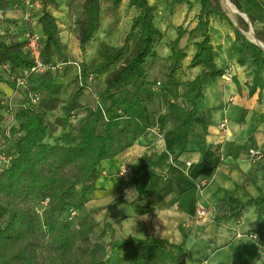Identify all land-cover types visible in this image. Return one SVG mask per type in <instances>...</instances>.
<instances>
[{
  "label": "trees",
  "instance_id": "trees-1",
  "mask_svg": "<svg viewBox=\"0 0 264 264\" xmlns=\"http://www.w3.org/2000/svg\"><path fill=\"white\" fill-rule=\"evenodd\" d=\"M32 1L37 9L41 7L36 16L41 32L18 23L25 28L24 33L31 31L41 37V71L33 70L36 62L27 49V40L4 31V24L10 22L5 17L9 0H0V84L13 89L9 97L0 101V135L7 144L0 148V264H111L103 241L106 229L98 233L100 223L90 213H82L86 193L96 188L101 164L147 133L152 106L163 113L164 122L177 136L187 137L205 85L228 71L218 68L215 62L210 32L214 15L220 14L232 27L235 40L246 51L237 63L243 65L252 59L258 66L248 86L250 94L258 91L261 98L264 48L258 41L264 45V30L253 31L257 41L248 36V21L238 16L235 22L222 0H196L199 9L195 26H174L177 34L168 42L162 74L153 76L150 65L158 59V45L166 36L156 23L158 7L149 0H128V6L136 11L131 30H137L139 35L123 62L106 72L103 87L98 90L94 82L104 70L96 69L83 53L101 27L105 0L83 1L76 21L81 54L74 60L62 41L57 17L49 9L56 0ZM106 1L109 9L116 12L124 0ZM184 1L192 2L177 3ZM230 1L242 10L238 0ZM21 5H25L24 0ZM250 20L255 22L253 16ZM184 34L195 46L189 66L205 67L185 81L178 76L189 56L188 50L180 47ZM73 68L69 85L75 88L63 97L66 83L60 79ZM20 80L23 83L18 85ZM234 80L240 85L237 78ZM86 91L94 96V104L82 103ZM55 110L61 113L52 117ZM261 150L264 159V149ZM253 179L252 175L248 182ZM251 203L257 216L256 239L264 245V192ZM227 216L220 204L214 219ZM112 243L122 253L124 264H186L189 259L181 246L165 239L146 242L129 236Z\"/></svg>",
  "mask_w": 264,
  "mask_h": 264
},
{
  "label": "crops",
  "instance_id": "crops-1",
  "mask_svg": "<svg viewBox=\"0 0 264 264\" xmlns=\"http://www.w3.org/2000/svg\"><path fill=\"white\" fill-rule=\"evenodd\" d=\"M238 1L241 14L230 15L233 20L237 22L241 16L251 30H264V0ZM182 4L174 6V18L181 23L189 19V28H193L199 6ZM25 9V5L18 10L8 9L6 16L14 12L21 20L17 22L22 23ZM250 16L255 18L254 23ZM35 20L33 28L41 32L37 17ZM210 32L216 65L232 76L223 75L205 85L187 137L177 136L164 122L163 113L152 106L147 133L124 152L103 161L96 188L86 193L82 213H90L100 223L98 233L106 229L103 240L111 264H124L122 253L112 242L129 236L177 244L189 255L186 264H264V245L255 236L257 216L251 203L264 192V159L249 156V149H264V88L261 98L258 91L250 94L248 83L259 68L252 59L243 65L237 63L246 51L220 14L212 17ZM193 43L188 34L180 39V47L189 54L178 71L183 81L193 79L205 68L189 66L195 53ZM260 71L264 77V61ZM74 72L73 68L60 82L68 84ZM9 90L12 94L13 89ZM94 100L89 91L82 96L83 104L92 105ZM58 110L52 113L60 115ZM226 115L227 132L220 128ZM123 165L130 168L129 173H119ZM252 175L255 179L248 182ZM202 178L208 182L198 187ZM220 204L229 216L216 221ZM197 208L205 212L204 217H199ZM153 222L159 225V235H153Z\"/></svg>",
  "mask_w": 264,
  "mask_h": 264
},
{
  "label": "rangeland",
  "instance_id": "rangeland-1",
  "mask_svg": "<svg viewBox=\"0 0 264 264\" xmlns=\"http://www.w3.org/2000/svg\"><path fill=\"white\" fill-rule=\"evenodd\" d=\"M35 1L37 2V0ZM83 1L84 0H56V4H52V7H49V9L53 11L57 17L61 30L62 41L67 45L66 51L72 60L79 59L81 54L77 43L76 21L81 15ZM149 1L157 5L158 10L156 13V23L166 35L165 40H163L158 45V59L150 65V74L154 76V74L158 72L160 74V72H162L164 64L163 59L165 58V55L169 53V48L167 46L169 44L168 42H170L177 34L176 30H174V23H181L182 20L176 21L174 18V6L178 5V0H169V3L166 0ZM22 2L23 0H9L8 9L18 10L20 7H22ZM183 3L184 4L182 5H186V7L189 4L187 2L185 3V1ZM190 4L195 6L198 5L196 0H192ZM222 4L229 15L235 17L237 14H241L240 9H238L230 0H222ZM35 9V11L33 10L34 12H31V19L27 23L23 17L24 26L26 25L25 28H33L34 23L36 24L35 17L39 14L41 7L40 9L39 7L37 9L35 6ZM102 11L101 27L96 33L92 42L87 46V50L83 53L85 58L88 59L89 63L93 64L96 69L100 71L104 70L103 74H100V77L96 82H94V85L98 90L103 87L102 82L106 72L112 68H116L123 62V60L130 53L139 35L137 30H131L132 18L136 14V11L134 8L128 6V0H124L116 12H112L109 9V4L105 0L103 1ZM11 14V17H9L10 22L4 24V31L9 35H12V37L25 40V28L22 26V24L17 22L19 18L15 17L16 15L14 12H11ZM5 17L8 18L6 15ZM181 24L185 27H188L190 25V21L189 19H186L183 20ZM248 36L255 39L254 33H252L251 29L248 32ZM163 72L165 74V71ZM73 87L75 88V86H70L68 82V84L65 85L62 96H69L74 90ZM9 91V87L7 85L1 84L0 101L6 97H9ZM4 106L7 109L9 104L6 103ZM51 116L55 117V114L52 113ZM3 124L7 127V121H5ZM6 146V139L0 135V148H6ZM255 149L257 148L255 147ZM263 164H261V167Z\"/></svg>",
  "mask_w": 264,
  "mask_h": 264
},
{
  "label": "built area",
  "instance_id": "built-area-1",
  "mask_svg": "<svg viewBox=\"0 0 264 264\" xmlns=\"http://www.w3.org/2000/svg\"><path fill=\"white\" fill-rule=\"evenodd\" d=\"M25 3V11L23 14V17L26 21H29L31 19V12L34 10V3L32 0H24ZM25 39L27 40V49L30 51L31 56L35 59L36 65L33 67V70L35 71H41L44 69V66L40 60V55H41V47H42V42H41V37L38 33L35 32H31V31H27L25 33ZM264 48V47H263ZM225 76H227L228 78L232 76L231 73L226 72L224 74ZM23 83L22 80H20L18 82V85H21ZM228 123H229V118L226 115L222 122L220 123V128L223 129L224 131H228ZM249 156L254 159H260L262 157V150L261 149H249ZM191 163L188 162L187 165H190ZM130 168L127 166H122L119 173L120 174H127L129 173ZM208 182V179L202 178L201 181L198 184V187H203L204 185H206ZM197 214L199 215V217H204L205 216V212L201 209V208H197ZM256 236V234H255Z\"/></svg>",
  "mask_w": 264,
  "mask_h": 264
},
{
  "label": "clouds",
  "instance_id": "clouds-1",
  "mask_svg": "<svg viewBox=\"0 0 264 264\" xmlns=\"http://www.w3.org/2000/svg\"><path fill=\"white\" fill-rule=\"evenodd\" d=\"M128 190H126V193H127ZM157 215V214H156ZM158 217V216H157ZM159 225L156 224L155 222H153V235H159ZM237 239H240V236L238 235L237 236Z\"/></svg>",
  "mask_w": 264,
  "mask_h": 264
},
{
  "label": "water",
  "instance_id": "water-1",
  "mask_svg": "<svg viewBox=\"0 0 264 264\" xmlns=\"http://www.w3.org/2000/svg\"><path fill=\"white\" fill-rule=\"evenodd\" d=\"M252 31V33H253V30H251ZM255 40H257V39H255ZM258 41V40H257ZM258 43L262 46V47H264V45L260 42V41H258Z\"/></svg>",
  "mask_w": 264,
  "mask_h": 264
},
{
  "label": "bare ground",
  "instance_id": "bare-ground-1",
  "mask_svg": "<svg viewBox=\"0 0 264 264\" xmlns=\"http://www.w3.org/2000/svg\"><path fill=\"white\" fill-rule=\"evenodd\" d=\"M228 6V5H227ZM238 12V11H237Z\"/></svg>",
  "mask_w": 264,
  "mask_h": 264
}]
</instances>
